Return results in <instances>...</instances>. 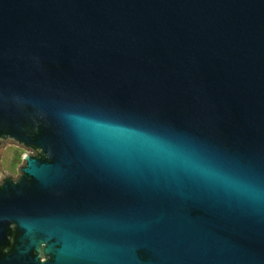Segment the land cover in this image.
Wrapping results in <instances>:
<instances>
[{
	"label": "water",
	"instance_id": "obj_1",
	"mask_svg": "<svg viewBox=\"0 0 264 264\" xmlns=\"http://www.w3.org/2000/svg\"><path fill=\"white\" fill-rule=\"evenodd\" d=\"M0 264H264V0H0Z\"/></svg>",
	"mask_w": 264,
	"mask_h": 264
},
{
	"label": "rangeland",
	"instance_id": "obj_2",
	"mask_svg": "<svg viewBox=\"0 0 264 264\" xmlns=\"http://www.w3.org/2000/svg\"><path fill=\"white\" fill-rule=\"evenodd\" d=\"M24 149L14 144L7 143L0 148V164L10 174L16 175L17 167L21 164ZM18 158V159H17Z\"/></svg>",
	"mask_w": 264,
	"mask_h": 264
},
{
	"label": "trees",
	"instance_id": "obj_3",
	"mask_svg": "<svg viewBox=\"0 0 264 264\" xmlns=\"http://www.w3.org/2000/svg\"><path fill=\"white\" fill-rule=\"evenodd\" d=\"M18 159V158H17ZM21 159V158H20Z\"/></svg>",
	"mask_w": 264,
	"mask_h": 264
}]
</instances>
